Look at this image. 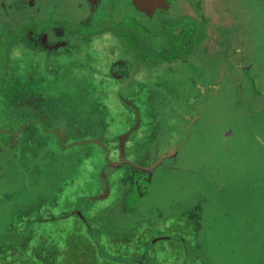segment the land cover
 I'll use <instances>...</instances> for the list:
<instances>
[{
	"label": "rangeland",
	"instance_id": "rangeland-1",
	"mask_svg": "<svg viewBox=\"0 0 264 264\" xmlns=\"http://www.w3.org/2000/svg\"><path fill=\"white\" fill-rule=\"evenodd\" d=\"M35 1L50 10L0 9V53L1 38L10 32V73L0 80V244H9L22 227L29 261L45 264L36 254L42 216L58 218L80 196L101 195L106 174L109 198L81 204L101 230V246L116 256L137 257L152 246L160 251L159 264H264V0H175L153 18L135 11L131 0H95V12L80 6L83 0L28 5ZM118 10L125 29L134 22L152 47L167 37L178 51L182 37L193 40L192 46L183 49L182 60L128 68L118 79L109 68L118 57L132 58L122 46L127 36L117 27L118 39L95 32L113 22ZM52 29L56 36L50 41L56 44H41ZM39 45L42 51L32 47ZM27 101L35 111L23 108ZM125 101L140 107L139 128ZM51 107L57 118L70 120L67 142L88 135L113 149L134 124L128 163L107 167L105 151L92 142L47 144L38 124ZM29 120L34 123L15 146ZM169 132L184 142L172 154L174 166L162 162L146 182L128 164L143 170L156 166L146 163L158 156L157 143ZM119 157L113 152L109 160L117 163ZM72 227L73 222L66 224ZM160 233L173 243L148 242ZM71 245L76 261L90 247L82 235ZM7 254L0 246V264H8ZM55 254L61 264L64 251Z\"/></svg>",
	"mask_w": 264,
	"mask_h": 264
},
{
	"label": "crops",
	"instance_id": "crops-1",
	"mask_svg": "<svg viewBox=\"0 0 264 264\" xmlns=\"http://www.w3.org/2000/svg\"><path fill=\"white\" fill-rule=\"evenodd\" d=\"M131 2L133 4V6H134L133 9L135 11H140V12L146 13L151 18H153L155 16V14L158 13V12H156L157 11V9H156L154 11L153 16L149 15L145 11L144 7L141 6V0H139V5L134 3V1H132V0H131ZM92 8H93L94 12L97 9V7H92ZM107 10H108V8H107ZM109 10H111V9H109ZM25 11H27V10H25ZM119 11H121V10H118L116 12L118 15L120 14ZM10 12H14V11L11 10ZM134 26H137V24H135ZM101 29H102V27L101 28H97L95 32L97 34H99V35H102L104 32H101L100 31ZM135 29H137V28H135ZM137 30H138L137 32L140 33V30L139 29H137ZM6 33H9V32L6 31ZM1 40L4 43L1 44L2 45V49H1V53H0V62L3 61L4 63H8V61H9L8 52H9V49H10L8 38H7V41H6V37H4V38L2 37ZM138 41L141 43V40H138ZM127 42L128 41L125 42L124 39H122V46H123V48L125 50H128V46L129 45H128ZM168 42H169V40H168ZM144 43L145 44H150L147 40L144 41ZM47 46L49 47V45H47ZM137 46L139 48H141L140 44H137ZM32 47L36 48V49L39 48V51H42V49H44V45L41 46V47H40V45L39 46H32ZM137 51H139V49H137ZM114 56L117 58V55H116L115 52H114ZM180 56H184L185 57V55H180ZM131 57L132 58L118 57L113 62V64L110 66L109 70L112 71V69H113V72L116 71V73L120 75V76H117V78L119 77L118 79H121V77L124 78L123 73L126 70H129V69L130 70L131 69H135L136 70V69H141V68H149V67H152L154 64L158 65V64H160L162 62V61H160L158 63V61L160 59H157L151 51H149V53L143 54V55H139V54L133 55L132 54ZM183 58H180V60H182ZM172 60H175V59H171L169 61H172ZM114 69H115V71H114ZM10 70H11V68H10ZM9 73H10L9 67L7 66V70L4 71L2 73V75H0V80H1L2 77H3L2 80H4V78L5 79L8 78ZM127 76H125V78ZM29 104H31V101H27L26 103H24L23 108L25 106L26 109H31L32 111H35L36 108L30 107ZM125 104H127L129 106V108L133 109L134 114H135V123L134 124H136L137 128H139L142 125V114H141L140 107H138L137 105H135V104H133V103H131L129 101H125ZM45 111H47V113L43 112L44 115H42V117L40 118V122H39L38 125H39V128L41 129L39 137L42 139V137L47 138L46 136H48V138H49L46 141L47 144L50 143V139H52V140L56 139L60 143H64L65 144L64 146H67L66 144L69 145L72 142H76L75 144L92 142V143H96V144L100 145L101 149L105 151L106 159H107V165H106L107 167L110 166V167H115L116 168V167H120L123 164L128 163L127 158H126V144L129 142V140L131 138V134L135 130V128H133L134 124H133L132 128H130L127 132H125L119 138L116 139L117 146L114 145L113 149H110L98 137H95L97 139L96 140V139H93L92 137H90L88 135H86L83 139L75 138L73 141L67 142V136H68L67 133L69 131H71L70 130V126H69L70 120L69 119L67 120V119H65V118H63L61 116H60L61 119H60V117L57 118V111L55 110L54 107H51V108H49V109H47ZM159 111H160V113L162 112L161 110H159ZM196 118H199V117L197 116ZM29 122L34 123V121H30L29 120L26 124L21 125V129L18 132L19 135H17V137L15 138V139H17L16 143H15L16 144L15 146H17L19 141L21 139H23L24 128L29 126V124H28ZM46 124H48V125L46 126ZM11 135H13V133H11ZM35 135H37V133H35ZM37 139H34L32 141V142H34L33 144H36V140ZM166 139H167V135H164L163 136V140H161L159 142L160 143L161 142L164 143V142L167 141ZM50 145H51V143H50ZM157 147H158V145H157ZM113 152L117 153L120 156L119 157L120 158L119 162H117V163H113V162H111L109 160L111 158V155H112ZM35 153H37V152H34V154ZM148 153H149V151L147 152L146 155H148ZM151 153H152V151H150V154ZM31 154H33V149H32V152L23 153L22 156L23 157H28ZM128 165H130L131 167L135 168L136 171L139 172V173H140L141 170L142 171H149L151 173V176H152V174L154 173V171H155V169L157 167V166H154V167H151V168H147L146 170H143L140 166L139 167L135 166L133 163H130ZM158 167H159V165H158ZM0 174H1V172H0ZM1 177H2V175H1ZM0 181H1V179H0ZM146 182H150V181H146ZM102 184L104 185V187H103V190H102L103 193L101 192L102 193L101 195L92 196V197L80 196V198H77V200L75 199L76 200L75 201V206L73 204H71V203L68 204L67 211L65 213L60 212L58 214V216H59L58 218L46 213L40 219L41 224H43L45 222V223L52 224V226H54L53 234L55 232H58V238L61 240L60 243H59L60 244L59 245V249L64 251L65 253H67L68 256H71L72 263H73V260H75L76 256H73V254H75V252L69 246H72L71 243L74 244L75 239H77L79 236L82 235V236H85L87 240H89V239H91V238H89L90 235L91 234H93V235L95 234L96 238L100 240V236L97 233L100 232L101 230H98V228H97V226L95 224V220H93L91 218L92 212L90 210H88V209L83 207V205L81 204V200L83 199V204H84V203H88V202H90V203L94 202L98 197L100 199L109 198V196L111 195V186H110V182H109L108 176L106 174H103ZM140 189H142V188H140ZM142 194H144V193H142ZM65 200L67 201V198ZM69 200H71V199L69 198ZM61 206H64V205L61 204ZM132 214H133V212H132ZM132 214H128L126 217L130 218L132 216ZM87 217L90 218V219L86 220L85 218H87ZM70 219H73V221H69ZM69 222H73V227L70 228V229H67L66 228V224L69 223ZM41 224H40V227L38 228L40 230L39 234L42 235V236H45V234H48V233L45 232V231H47V229L42 230ZM86 227L88 228V231L85 230ZM21 229H22V227H21ZM21 229H20V233H18L19 231L17 233H15L16 238H12V241L9 244H7V243L5 245L4 244H0V246H2V247L3 246L7 247V250H8L7 256L9 258H6L5 261L8 264H31V262L29 261V256H28V254L26 253V250H25V245L27 243V238L28 237L24 236L25 231L21 230ZM37 232H38V230H37ZM40 235H38L39 238H40ZM158 236H160V237L157 240L152 242L153 245L154 244L157 245L158 244L157 242H162L163 243V241H170V243H173V240H172L173 238L169 237V235H167V237H164V234L160 233ZM155 237L156 236H154L153 238H155ZM179 239H182V238H179ZM183 245H185V244H183ZM89 246L90 247H88L85 250L83 255H82V253L79 255V259L82 260L81 262H84V263H85V261H89L90 264H100V262L98 263V261H99V259H102V258L99 257V258H95V259L91 260L88 257L90 255L92 256V254L96 255L95 250H94L93 246L90 243H89ZM185 247H186L185 248L186 251L188 250L187 254H188V256L190 255L189 256V258H190L192 256L191 255V249H190V247H188L186 245H185ZM36 248L38 250V253H41L43 251V249L40 248V246H37ZM150 248H151V246H150ZM100 249H102V251H104V248L102 246H100ZM155 252H156V250H154V251L151 250L150 251L149 256H152V261L149 262L148 264H159V262H160V259H159L160 253L155 254ZM121 254H125V253L122 252ZM103 261H105V260H103ZM106 262H107V264H113L112 261H110L111 263H109V261H106ZM185 263L188 264V261L185 262Z\"/></svg>",
	"mask_w": 264,
	"mask_h": 264
},
{
	"label": "trees",
	"instance_id": "trees-1",
	"mask_svg": "<svg viewBox=\"0 0 264 264\" xmlns=\"http://www.w3.org/2000/svg\"><path fill=\"white\" fill-rule=\"evenodd\" d=\"M114 13H115V11H114ZM114 13H111V14L114 15ZM114 17H115L114 21L111 22L110 24L106 25V27L102 26V29L100 31L101 32H108V34H110L111 36H113L117 39L119 37V34L117 33V35H116L115 27L119 28V32L122 29L123 30L122 33L126 34L127 39H128L127 40L128 41L127 43L129 45L128 51H131L133 55H135V54L143 55L144 53L147 54L148 51H151L157 59H160L162 61L163 60L169 61L171 59H176V58L180 59V58H183V57H180V55H183V52H182L183 49L185 47H188L187 45H191V43L193 42V40L190 42H185V39H187V37L186 38L182 37L181 42H179V41L176 42L179 46L182 47L181 51H178L176 46L174 47V46L170 45V43L168 42L169 37H167L165 42H162L160 45H159V43L156 44L157 46L159 45L158 48H156V46L152 47V45L144 43V41H146V39H144L141 36V34L137 32L138 30L135 29L136 26H134L135 24L133 22H130L131 25L127 26L128 28L125 29L126 26L122 23V21H120V18L119 19L117 18V13L115 14ZM4 34H6V38H8V36H10V32L4 33ZM138 40H141V43ZM137 44H140L141 48H139L137 46ZM164 46H166V47H164ZM191 46H189V47H191ZM149 47H151L152 50L148 49ZM137 49H139V51H137ZM173 49H176V51L173 52ZM7 66H8V63H4L3 61L0 62L1 75L4 71L7 70ZM2 79H3V77L1 78V80ZM40 224H41V222H40ZM41 226H42V230L47 229V231H45V232L48 234H45L44 237L40 236V238H42V239H41V242H39L38 244H39L40 248L43 249V251L41 253H38V250L36 248V254H38V258L42 259V261H44L45 264L57 263V261L55 259V255H56L55 251H57L59 249V245H60L59 243L61 241L58 238V232H55L53 234L54 226H52V224L44 222L43 224H41ZM85 230L88 231V228L86 227ZM89 238H91V239H89L88 241L93 246L95 253L97 255L96 256V255H93L91 253L92 256L91 255L88 256L91 260L100 257L105 261H109V262L112 261L113 262L114 260H116V261H121L125 264H148L149 262L152 261V256H149L150 251L151 250L154 251L152 246L150 249L144 250V252H140L139 256H137V257H134V256L129 257L127 253L120 254V255L116 256L115 252L108 251L106 249H104V251H102V249H100L101 243H100V240L96 238L95 234L94 235L91 234ZM148 242L151 245H153V243L151 241H148ZM45 247L48 248V251L44 255ZM158 253H160V251L155 252V254H158ZM81 261L82 260H79V259L76 261V259H75L72 263L71 256H68V254L65 253V258L62 259L61 264H71V263L72 264H90L89 261H85V263L81 262ZM31 264H33V263L31 262ZM190 264H195V263H194V261H191Z\"/></svg>",
	"mask_w": 264,
	"mask_h": 264
},
{
	"label": "flooded vegetation",
	"instance_id": "flooded-vegetation-1",
	"mask_svg": "<svg viewBox=\"0 0 264 264\" xmlns=\"http://www.w3.org/2000/svg\"><path fill=\"white\" fill-rule=\"evenodd\" d=\"M84 1L85 0H83L79 5L81 6V5H84L85 4L84 6L86 8L87 7L90 8V7H96L97 6L95 4L96 2L94 3L95 0H91V3H90V0H86V2H84ZM132 1H134V3H136V4L139 5V0H132ZM174 1L175 0H170V7L167 10H169L171 8V5L173 4ZM28 2H29V0H12V1L11 0H0V3H1L0 4L1 5L0 9L3 10V11L4 10L5 11H8V12H10L11 10H13V11H16L18 13H20L22 11H25V10H27L28 12H36V11H38V12H42L43 14H45V10L46 9H49L50 10V8H51L47 3L37 5L36 1L33 2L32 3L33 5H31V7H30L28 5L29 4ZM61 8L62 7H60V6L57 5V7L55 9H57V12H58V11H60ZM163 10H166V9L158 8L156 12L163 11ZM30 22H31V20H30ZM56 24H59V22H56ZM61 24L63 26L65 25V24H63V22ZM50 34H51V37H50ZM55 36H56V33H55L54 30L52 31V33L51 32H48V38H47V36L45 37V40L43 38V42H41V44H43L45 42V44L47 43V45H49V46H50V44H51V46L55 45L56 42H53L52 43L50 41ZM180 57H183V56H180ZM166 140L167 141L164 142V143L163 142L157 143V145H158L157 148H159L157 150L158 156L155 157V159L152 161V163H148L147 162L146 163L147 166L148 165H151V164H155V163H157V165L160 166L162 162H163V164H165V166L167 168H170V166H172V167L174 166V164L172 165V162H173L172 154H174L175 153V150L179 148L178 146L181 145V144L183 145L184 142L182 140H180V136L178 134L170 135V132H169V136H167V139ZM182 145H181V147H182ZM145 156H147V155H145ZM169 158H172V159H170V163L166 160V159H169ZM166 164H168V165H166ZM155 171H156V169H155ZM140 175L144 178L145 181H151L152 180V177H153V176H151V173L149 171H140ZM1 178L2 177H1V174H0V179Z\"/></svg>",
	"mask_w": 264,
	"mask_h": 264
},
{
	"label": "water",
	"instance_id": "water-1",
	"mask_svg": "<svg viewBox=\"0 0 264 264\" xmlns=\"http://www.w3.org/2000/svg\"><path fill=\"white\" fill-rule=\"evenodd\" d=\"M141 6L144 7L145 11L149 15L153 16L154 11L158 8L168 9L170 7V1L169 0H141Z\"/></svg>",
	"mask_w": 264,
	"mask_h": 264
}]
</instances>
